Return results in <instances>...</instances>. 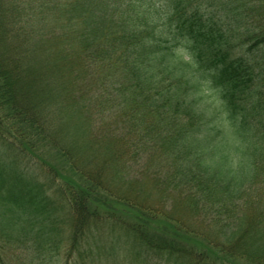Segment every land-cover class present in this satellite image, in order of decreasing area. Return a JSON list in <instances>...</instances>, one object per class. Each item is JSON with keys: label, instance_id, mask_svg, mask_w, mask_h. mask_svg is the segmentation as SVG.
Instances as JSON below:
<instances>
[{"label": "trees", "instance_id": "obj_1", "mask_svg": "<svg viewBox=\"0 0 264 264\" xmlns=\"http://www.w3.org/2000/svg\"><path fill=\"white\" fill-rule=\"evenodd\" d=\"M0 147V264H264V0H0Z\"/></svg>", "mask_w": 264, "mask_h": 264}, {"label": "rangeland", "instance_id": "obj_2", "mask_svg": "<svg viewBox=\"0 0 264 264\" xmlns=\"http://www.w3.org/2000/svg\"><path fill=\"white\" fill-rule=\"evenodd\" d=\"M52 126V124L50 125V127ZM71 140V139H70ZM73 141V140H72ZM71 141V142H72ZM94 145V144H93ZM102 148V142H100V143H98L97 145L95 144L94 146H93V148H92V150H90L89 152L90 153H88L87 152V154L85 155V157H87V158H90V160L92 159V160H95V162H99L100 160H101V150H98L97 148ZM0 152L1 153H9V152H7V150L5 149V148H3V147H0ZM11 152V151H10ZM19 162V161H18ZM20 163V165H22V166H29V170L32 172V173H36L37 175H39V174H41V172H40V170L39 169H37L38 167H37V165L35 166L34 164H31V163H29V164H27V162H19ZM22 163V164H21ZM92 164H93V162H92ZM18 167H19V165H17ZM41 178V177H40ZM127 178H128V176H125L124 175V180L126 179L127 180ZM119 183V182H118ZM119 205L120 204H118V207H119ZM122 206V205H121ZM120 206V207H121ZM119 207V208H120ZM123 207V206H122ZM122 207H121V209H122ZM63 263V262H62ZM86 263H88V264H91L90 262H89V259H87L86 260ZM11 264H12V262H11ZM101 264H111V263H106V262H102Z\"/></svg>", "mask_w": 264, "mask_h": 264}]
</instances>
